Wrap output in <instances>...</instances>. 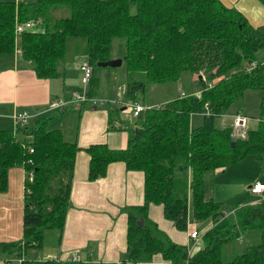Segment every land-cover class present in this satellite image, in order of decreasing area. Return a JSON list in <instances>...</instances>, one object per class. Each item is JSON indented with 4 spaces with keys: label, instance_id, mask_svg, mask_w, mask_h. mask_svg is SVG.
I'll return each mask as SVG.
<instances>
[{
    "label": "trees",
    "instance_id": "1",
    "mask_svg": "<svg viewBox=\"0 0 264 264\" xmlns=\"http://www.w3.org/2000/svg\"><path fill=\"white\" fill-rule=\"evenodd\" d=\"M18 20L43 24L41 30L20 35L21 56L32 62L38 77L59 75L67 37L85 38L81 62L92 67L89 98L98 86L97 62L112 57L115 36L124 38L130 100L148 83L178 80L184 72L196 75L200 92L148 106L133 120H123L128 132L124 148L104 142L85 147L89 179L104 175L115 160L144 173L143 203L121 207L127 214L126 252L117 262H89L76 253L40 259L46 231L64 227L79 147L60 128L49 126L59 114L49 112L51 108L14 129L0 128V192L7 188L10 167L22 165L27 172L22 237L0 241L3 264H149L155 253L175 264H264V197L227 211L205 194L207 173L226 169L247 154L264 161V117L244 137L233 135L232 127L213 124L245 90H264V63L256 58L264 50V24L252 25L221 0H0V53L14 52ZM260 109L264 116V94ZM193 113H203V124L191 126ZM151 202L161 203L164 216L179 230L187 229L189 203L196 220L211 219L201 235L203 246L192 249L199 233L189 235L193 243L173 240L149 216ZM243 234L252 241L238 254L231 250L225 260L223 247L233 249Z\"/></svg>",
    "mask_w": 264,
    "mask_h": 264
},
{
    "label": "crops",
    "instance_id": "2",
    "mask_svg": "<svg viewBox=\"0 0 264 264\" xmlns=\"http://www.w3.org/2000/svg\"><path fill=\"white\" fill-rule=\"evenodd\" d=\"M9 1L18 3L28 0ZM221 1L237 8L252 25L264 24V0ZM29 21L31 27L26 30H35L33 25L36 22ZM23 22L25 21L18 20L14 25L15 50L20 47L21 33L26 31L18 33L16 26ZM69 37L66 40V48ZM15 50L13 53H0V128L14 129L16 124L13 115L16 112L28 111L31 121L34 117L47 112L49 108H53V104L58 101L64 102L65 105L73 104L74 107L77 105L79 110L75 131L69 133L70 136H67L63 126H60L64 138L75 141L79 149L75 154L70 192L71 205L66 213L64 227L61 231L56 229L52 243L45 246V252L48 256L58 254L60 257L76 253L79 259L89 262H117L126 252L127 214L121 207L143 203L144 173L138 169H127L123 161L115 160L107 165L104 175L89 179V154L85 147L91 143L104 142L110 148H124L127 145L128 132L126 127L123 128L118 123L125 119L119 115L109 114V107L105 104L99 105L97 100H89L86 93L80 97L81 99L68 95L55 98L61 95L59 90L53 88L57 76L38 77L33 70L32 62L24 59ZM68 56L65 51V58ZM74 58L77 59L78 55L75 54ZM82 60L75 64L78 65ZM63 73L65 81L67 73L65 67ZM195 77L196 75L190 76L189 89H183L179 95L200 92ZM86 99L88 102H85ZM85 103L86 105L88 103V106H85ZM240 111L242 112L241 109L237 112ZM111 120L117 121L113 124ZM26 175L27 172L22 165L12 166L8 170L7 188L0 192V241L19 240L22 237ZM211 186L215 189L213 181ZM148 214L173 240L184 244L191 242L188 234L190 228L188 226L186 230L176 228L173 221L164 216L161 203L151 202ZM156 262L175 264L164 259L160 253L153 254L149 264ZM0 264H3L2 260Z\"/></svg>",
    "mask_w": 264,
    "mask_h": 264
},
{
    "label": "rangeland",
    "instance_id": "3",
    "mask_svg": "<svg viewBox=\"0 0 264 264\" xmlns=\"http://www.w3.org/2000/svg\"><path fill=\"white\" fill-rule=\"evenodd\" d=\"M129 10L134 13L136 10L135 4L130 2ZM41 23L36 22L33 25L35 30H41L43 26ZM73 41V42H72ZM78 55L75 59L74 55ZM86 54V41L82 36L69 37L66 57L64 61L59 65V75L55 80L53 88L59 90V96L55 98H61L63 95L72 96L74 93H79L85 96L87 85L81 82V74L79 71V64H75L85 58ZM111 54L112 57H119L122 59L121 63L116 66H96L95 74L98 76V86L95 93L89 100H97L99 105H106L109 110L115 116L119 115L121 118L133 120L136 116H130L132 109L130 107V97L127 90L128 81V69L126 61L123 59L124 54V38L115 36L111 41ZM256 58L264 63V50H260ZM66 61V63H65ZM63 67L66 68L67 73H64ZM99 69V70H98ZM190 72H184L178 80H171L167 82H155L148 83L145 91L137 90L136 100H140L145 106H158L164 102H167L179 95L183 89H189L190 86ZM137 77H141V74H137ZM197 81V79H195ZM198 83V81H197ZM199 85V83H198ZM264 94L262 89H247L242 97L233 101L227 111L221 115H217L213 119V124L218 127H232L234 123L235 113L241 109L247 115V128H256L258 126V118L264 117L261 114L260 98ZM108 99V101H107ZM59 100V99H57ZM116 100V102H113ZM85 102H88L87 99ZM90 102V101H89ZM101 102L103 104H101ZM60 105V108L54 107L48 110L51 113H58V116L49 124L52 127L63 126L67 136H70L71 132L75 131V124L78 120V107H74L73 104ZM85 106H88V103ZM62 108V109H61ZM129 114V115H128ZM117 121V120H116ZM113 121V124L116 122ZM191 126H198L203 124V113H193L191 116ZM29 122V120H27ZM26 122V123H27ZM121 127H126L124 123H118ZM207 178L212 179L214 182V188L207 179L206 184V198L213 196L215 199L222 202L225 210L230 211L232 208L240 203L253 202L261 197H264V191L261 194L251 193L249 186L256 180H261L264 183V161L258 159L254 154H247L242 160L231 164L229 167L217 172L207 173ZM223 222V219H220ZM212 224L211 219L196 220L192 216L191 203L188 204V227L198 231L200 238L196 241V244L192 249H197L203 246L201 239L202 233ZM56 229H49L45 234V245L39 253L40 259L49 257L46 254L45 246L53 241V234ZM189 232V230H188ZM252 239L247 234H243L235 241L233 249L230 246H224L223 258L226 260L232 256L231 250L234 254H238L242 249L251 242ZM191 243H193L191 241ZM159 264V263H155Z\"/></svg>",
    "mask_w": 264,
    "mask_h": 264
},
{
    "label": "built area",
    "instance_id": "4",
    "mask_svg": "<svg viewBox=\"0 0 264 264\" xmlns=\"http://www.w3.org/2000/svg\"><path fill=\"white\" fill-rule=\"evenodd\" d=\"M31 27V22L30 21H25L23 23H19L16 26V32L21 33L22 31L29 29ZM16 52L21 54V48L18 47L15 50ZM255 61L251 62V65H255ZM80 69H81V82L84 85H87L90 77L92 75V67L91 65L87 62V61H83L80 64ZM84 95H80L79 93H76L73 98L75 97V99H81L80 97H83ZM91 99V98H90ZM116 101V100H114ZM64 102L59 101L53 104V107L56 106H60L63 105ZM130 107L132 109L130 116H136L138 115L140 112H142L143 110H145L148 106H145L140 100H132L130 103ZM29 112L28 111H21V112H16L13 115V120L15 122V124H24L28 118H29ZM234 119V123L232 125V132L233 135L235 136H241L244 137L247 133V116L245 114H242L241 112H238L234 115L233 117ZM259 121V118H258ZM264 122V119H263ZM15 125V126H16ZM30 151H32V148L30 149ZM249 189L251 191V193H255V194H261L264 191V183L260 180H256L254 181L250 186ZM189 235L193 238H196L198 236V231H196L195 229H190L189 230ZM53 256L58 257V255L54 254ZM69 258V257H68ZM71 258L76 259V255L73 254L71 256Z\"/></svg>",
    "mask_w": 264,
    "mask_h": 264
},
{
    "label": "water",
    "instance_id": "5",
    "mask_svg": "<svg viewBox=\"0 0 264 264\" xmlns=\"http://www.w3.org/2000/svg\"><path fill=\"white\" fill-rule=\"evenodd\" d=\"M122 59L119 57H111L107 60L98 61L97 64L100 66H116L121 63Z\"/></svg>",
    "mask_w": 264,
    "mask_h": 264
}]
</instances>
